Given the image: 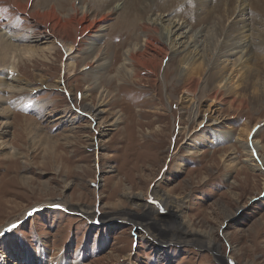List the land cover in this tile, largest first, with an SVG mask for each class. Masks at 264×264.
<instances>
[{
	"label": "rangeland",
	"instance_id": "374dc122",
	"mask_svg": "<svg viewBox=\"0 0 264 264\" xmlns=\"http://www.w3.org/2000/svg\"><path fill=\"white\" fill-rule=\"evenodd\" d=\"M89 2L93 0H75L78 6ZM5 8L16 17L10 20L18 35L15 43L20 48L33 44L19 41L28 38L30 20L14 8ZM260 19L250 13L245 21L250 35H234L242 40V48L264 33ZM229 20L223 22L225 27ZM193 28H185V33H197L206 42V31L200 34L199 25ZM111 29L97 44L106 50L107 59L93 89L85 79L81 60L85 56L70 58L62 48L32 60L9 54L0 62V228L17 225L0 236V264H38L42 249L47 264H63L64 254L79 255L75 264H220L215 250L222 257H232L235 264H264V164L259 162L264 156V99L256 101L264 81L256 77L249 85L238 84L245 50L230 51L212 69L222 70L224 76L215 86L231 97L244 98L245 103L230 106L228 95L227 103L213 105L201 97L200 90L194 95L183 92V79L176 76L169 54L153 41L149 51L160 54L150 66L152 72L141 67L140 78H130L124 52L134 43L143 44V33ZM209 48L204 52L208 68L215 54ZM257 55L248 62L250 67H256ZM203 60L197 58L191 66L201 88L208 74ZM12 61L19 71L11 69ZM63 63H69L66 69ZM14 76L23 85L1 82ZM105 96L106 111L99 117L83 114L84 104L96 105ZM209 107L211 117L203 120ZM115 116L118 122L107 126ZM248 128L252 131L248 140L261 146V157L252 155L257 161L248 159L241 146ZM250 164L262 167L252 170ZM149 189H162L183 200L181 220L189 229L205 233L204 237L200 235L197 243L169 242L166 239L172 233L181 235V230L170 227L172 219L165 212L158 216L160 223L171 229L160 233L149 226L153 240L128 220L126 211L133 207L124 193L147 194ZM55 201L94 207L98 216L106 213L107 218L92 222L61 203H49ZM107 219L114 221H102Z\"/></svg>",
	"mask_w": 264,
	"mask_h": 264
},
{
	"label": "bare ground",
	"instance_id": "6f19581e",
	"mask_svg": "<svg viewBox=\"0 0 264 264\" xmlns=\"http://www.w3.org/2000/svg\"><path fill=\"white\" fill-rule=\"evenodd\" d=\"M181 2L182 4H180ZM78 3H75V0H72L71 2H61L59 0H0V62L6 61L9 58V54H13L15 58L32 60L40 54L42 55L44 53V57L47 52L51 53L57 51L58 48H62L64 54L70 58L76 54L85 56L80 59L83 61L84 68L86 69L84 72L86 76L85 79H87L86 82L89 87L93 89L99 84L98 80L100 77H97L96 75L101 74L106 65V50L101 46H97V44L101 39L108 36L109 31L114 30L111 29L114 26L117 27V30L119 28L120 32L121 29H124V33L127 32L129 35L133 32L135 33L137 30H140L141 33H143L144 43H140L141 41L134 43L124 52V54H126L125 65L131 68L129 77L134 80L140 78L141 67L146 72L151 73V64L154 66L157 63L156 56L160 53L157 50L149 51V44L153 41L158 43L161 48L169 54L170 65H173L176 76L183 79V92L185 94L194 95L197 90H200L201 97H205L208 100L210 99L211 102H213V105L220 102H226L229 99L227 96H230L228 92L223 91L224 89L217 88L214 84L215 82H218V80L224 78V76H220L222 70L219 69L215 72L212 70L217 67L218 62L223 57L226 58L228 54L231 53L230 51L237 50L241 52L243 49L245 50L243 59L239 64V66L241 65V70L244 68L241 73L240 82L238 83L241 87H243L244 84L249 85L256 77L259 78V80L262 79V81H264V33L258 35V38H260L257 42L247 46L244 45L245 47L243 48L241 43L242 40L237 39L234 36L236 33L240 35L243 34V36L248 35L247 33L249 32L247 31L251 29L249 24L245 21L248 19L250 13L256 15V18L260 16L261 19L259 22L264 27V0H93V2H89L86 6H78ZM6 6L14 8L16 12L22 13L26 19L30 20L28 25V38L24 37L23 40L19 41L31 42L33 44H27L24 45L25 47L20 48L19 43H15L14 39H17L18 35L14 34L17 32L16 29H12L13 23L10 21L11 18L13 19L14 17L11 12L5 10ZM236 9H238V15L235 14ZM156 11L158 12L156 13ZM243 16L244 19H242ZM112 19L116 21L114 23H108L109 20ZM228 20L230 22L225 27L226 23L223 22H227ZM195 25L200 26L198 33L201 34V32L206 31L204 33L207 38L206 42L205 40L201 41L197 36L199 35L197 33L195 35L193 33L189 35L185 33V28L190 27L191 30H193ZM245 32L247 33L245 34ZM22 36L18 39H21ZM41 43H48L49 46L46 48L39 47V44ZM208 45L212 54L215 51L213 61L209 68V59L204 57V52H207ZM254 54H258L256 57L257 61L255 62V68L248 65V62L251 61ZM144 56L147 60L146 58H143ZM197 58L205 59L203 60L204 62L202 66L208 68L206 78L203 77L205 78V86H203V88L199 86V81L194 77L196 73L194 70L196 68L191 67ZM12 62L11 69L15 72L16 70L19 71L16 61ZM160 62L162 63V60ZM168 63L169 62H167V64ZM63 65L66 69L69 63H63ZM188 69L191 71L189 73L185 72L186 74L184 75V70L186 71ZM154 80H157V76ZM2 81L4 84L7 83V85L11 86H13L12 83H16L17 86L23 85L22 79L19 77L13 79H7L4 77L1 79V82ZM40 81L44 84L42 80ZM261 84H263L260 86L261 94L256 98L258 103L260 100L264 99V83ZM17 89H20V87ZM238 92L240 93V90ZM107 98V96L103 98L100 97L96 105L84 104L81 111L83 114H87V116L89 115L92 119H95L106 111L105 105H107L108 102ZM183 100L184 99L182 98L181 101ZM245 101L244 98L230 96L229 103H227L228 101L226 103L230 104V106L237 102L238 104L242 103L243 105ZM212 107L205 110L206 114L202 115L203 120V116H205L206 119L211 117ZM214 111L215 108L213 112ZM197 114L198 111H196V115ZM118 119L119 116L111 120V122H108L107 126L115 124L118 122ZM203 120H201L200 123ZM204 126L205 124L203 127ZM98 132L100 134L104 133L102 128H100ZM251 135V128L246 129L245 142H241L242 149H244L247 158L250 160H252V155L254 153L259 157V150L261 148V146H258L257 142L248 140ZM238 140L241 141V139ZM260 160L261 163L264 164V156L259 159V162ZM256 164H250L252 170L261 169L262 166L260 167ZM92 183L94 186L97 185L95 179H93ZM97 186H99V184ZM124 196L126 199H129L131 206L134 208L126 211L128 220L145 231L148 236L151 235L150 237H152V240L155 236L150 234L151 232H148L150 231L148 228L149 226L152 229H156L158 232L160 231V233H166L171 229V226L174 229L176 228V230H181V235L178 234L174 236V233L171 231L170 233H172V236L166 239L169 240V242L178 240L185 243H197L198 237L200 235L204 237L205 235V233L189 229L190 227L188 223L183 219L181 220L180 217L182 216L181 208H183L185 202L177 197L169 195L165 190L153 189L147 194L125 192ZM49 203L52 205L55 203H61L59 205H63L64 207L67 206L71 211L84 214L92 222H97V218L98 220H101V218H107L106 213H101L98 216L97 210L94 207L89 208L81 205L72 206L66 201ZM161 212L167 213L172 219L169 228L168 226H165L166 223H160L158 216ZM115 218L122 222L126 220L124 216H115ZM102 221L108 224L114 220L107 219ZM120 221L118 222L120 223ZM10 227L11 226H2L0 232L6 234L8 233L6 230ZM187 234L189 236H187ZM206 235L211 236L210 233H207ZM210 241H213L212 238H210ZM210 244L211 243H208L209 247ZM215 255L220 264H235L232 257H222L217 250H215ZM46 256L47 253L42 249V252H40L37 257L38 264H47L48 262L45 259ZM77 256L79 255L70 258L64 254V257H62L63 264H69V262L70 264H75L78 260Z\"/></svg>",
	"mask_w": 264,
	"mask_h": 264
},
{
	"label": "snow or ice",
	"instance_id": "6c2138e0",
	"mask_svg": "<svg viewBox=\"0 0 264 264\" xmlns=\"http://www.w3.org/2000/svg\"><path fill=\"white\" fill-rule=\"evenodd\" d=\"M16 227H17V225L14 224L10 228H8L6 231H12V229H14ZM2 235H4V233L3 232H0V236H2Z\"/></svg>",
	"mask_w": 264,
	"mask_h": 264
}]
</instances>
